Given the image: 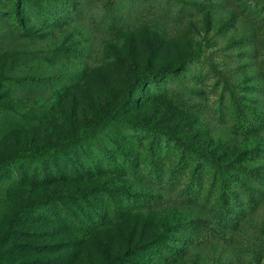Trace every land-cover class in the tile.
<instances>
[{
	"label": "rangeland",
	"instance_id": "1",
	"mask_svg": "<svg viewBox=\"0 0 264 264\" xmlns=\"http://www.w3.org/2000/svg\"><path fill=\"white\" fill-rule=\"evenodd\" d=\"M29 77L40 80L15 82ZM229 91L248 121L250 110L264 115V0H0V165L23 157L21 173L0 170V264H144L149 243L185 245L159 264H264V129L233 128ZM152 131L222 164L251 151L239 165L260 176L229 171L237 181L225 185L245 209L236 229L214 221L211 170L196 202L180 194L194 162L168 182L179 151L156 153L166 159L158 178L147 172ZM113 144L142 145L126 155L137 174L53 180L72 171L71 159L88 169L84 154L96 160ZM113 190L151 196L149 207L129 202L125 214L95 222L87 209L105 213L102 194ZM62 204L89 234L66 226L53 208ZM195 219L211 234L181 243Z\"/></svg>",
	"mask_w": 264,
	"mask_h": 264
},
{
	"label": "trees",
	"instance_id": "2",
	"mask_svg": "<svg viewBox=\"0 0 264 264\" xmlns=\"http://www.w3.org/2000/svg\"><path fill=\"white\" fill-rule=\"evenodd\" d=\"M13 5L8 1V6ZM13 15V23L20 28L22 22L17 17L16 13H12ZM35 80H40V78L29 77V78H15V82L19 84H24L25 82H33ZM229 98L232 105V117H233V128L237 131L242 132H249L258 129H264V115L255 113L254 111H249L251 114L252 120L248 121L245 118V114L243 112V106L241 105L240 101L238 100L237 94L233 91H229ZM5 115V114H4ZM152 140L148 143V150L150 152L149 158L147 160V164H144V168L147 169V172L153 176L158 178L159 175V167L164 163V160H160L158 154L162 150H165L166 153L171 151L172 149L179 151L180 156L176 163L173 165V168L170 170V177L169 183L175 184L177 178L181 175L184 171V166L187 165L189 161L194 162V166L192 167V171L189 176V180L187 184L181 189L180 194L188 200L189 202H196L198 199L203 198L202 195V172L203 170H211L212 171V180L210 185H214L215 183H219V192L216 201V207L214 211V221L217 226L223 228L224 230H234L238 227L240 221L245 216V209L241 205L240 201L237 200V197L232 196L227 192L226 184L233 182V180L237 181V177L231 176L228 172L229 171H236L237 174H241L244 176H251V177H258L260 173L255 169H250L244 166L239 165L240 158L244 155H249L250 158L252 156L250 154L251 151H243L237 157V159L222 164L219 162L218 159H215L211 154L199 149L188 145L184 140H182L179 136L174 135L173 133H168L166 131H152L150 134ZM127 136V135H126ZM133 137V133L131 134ZM131 143L136 145L139 143V138L137 139L132 138ZM111 149H99L96 156V160H92L89 156L84 154V160L87 163L88 169L78 165L79 171H76L74 168L73 160L71 159L70 164L72 165V171L70 173H65L60 175L59 173L53 180L63 179V180H75L81 179L85 175L89 174H96L99 172H109L115 175H126L127 172H131V174H137L134 167L135 164L130 162V158L126 157L127 153H131L130 156L132 158H136V147L142 148V145L133 147L128 151L124 148L119 147V145H111ZM134 152V153H133ZM165 153V154H166ZM248 157V158H249ZM23 157H17L13 160H7L5 163L0 165V170L3 169V172H10L16 174V172L21 173L20 164L22 162ZM50 163L55 167L53 160L49 158ZM143 162V161H142ZM140 162V163H142ZM189 164V163H188ZM91 169V170H90ZM143 170V169H142ZM56 172L58 170H55ZM2 172V171H1ZM58 173V172H57ZM49 173H45L42 180L47 178ZM239 186H243V190L246 194L249 193V188L243 185L240 182H237ZM213 187V186H212ZM207 194H210L211 188L207 191ZM102 199L104 200L105 204L107 205V211L102 213L101 211H95L93 208L92 211L87 209L92 216L94 215L95 222L104 223L106 218H117L129 209L128 203L132 202L133 205L138 207H149V201L151 200V196H146L142 194H128L127 192H123L121 190H113V191H104L102 194ZM115 197H119L120 201H115ZM254 200V199H252ZM97 201V200H96ZM67 202H70L67 200ZM249 201H247L248 203ZM41 203H44L42 200L37 201L35 204L36 206H40ZM84 203V201H83ZM126 203V204H124ZM60 204V203H59ZM73 204H70L72 206ZM53 208L59 209L61 214L63 215L64 221H66V226L68 228L73 229L76 233L86 236L90 232V228L88 226L83 225L80 220L77 218L78 215H75L71 208L62 204L60 207ZM46 213L53 217L54 212L52 210H48L46 207L44 208ZM81 216H87L82 211L79 212ZM49 218V217H48ZM211 234V229L206 226V223L203 222L201 219H195L193 221H189L187 223V228L182 232L179 237L181 243H192V238H199L203 235ZM177 238V237H176ZM180 243V244H181ZM150 244V243H149ZM149 250L147 251L151 254L150 259H145L144 264H159V262L165 261L169 254H184V247H175L171 248L170 246L159 245L158 248H152L150 245ZM182 253H178V252ZM122 258V256L117 257L114 261ZM114 264V262H113Z\"/></svg>",
	"mask_w": 264,
	"mask_h": 264
}]
</instances>
